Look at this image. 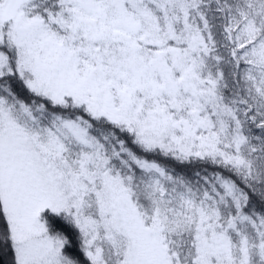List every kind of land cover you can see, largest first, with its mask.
Wrapping results in <instances>:
<instances>
[{
    "label": "rangeland",
    "instance_id": "374dc122",
    "mask_svg": "<svg viewBox=\"0 0 264 264\" xmlns=\"http://www.w3.org/2000/svg\"><path fill=\"white\" fill-rule=\"evenodd\" d=\"M29 1L0 0V43L6 40L16 49L30 90L54 102L70 98L94 116L133 129L147 146L179 156L239 160L243 139L221 108L215 85L199 75L197 42L184 52L159 49L162 43L140 0H64L88 17L72 13L67 40L60 43L38 19L22 16ZM232 21L228 28L244 64L249 99L244 111L264 126V36L255 34L250 22ZM4 65L0 54V70ZM65 126L79 142L89 143L79 124ZM97 166L81 178L71 174L0 107V204L17 264H68L62 241L47 235L40 221L44 209L68 215L92 264H103L102 241L123 247L120 264H173L158 227H145L119 180L102 171L103 163ZM86 190L96 196L95 218L82 211ZM199 264H230L222 235L200 236Z\"/></svg>",
    "mask_w": 264,
    "mask_h": 264
},
{
    "label": "trees",
    "instance_id": "16d2710c",
    "mask_svg": "<svg viewBox=\"0 0 264 264\" xmlns=\"http://www.w3.org/2000/svg\"><path fill=\"white\" fill-rule=\"evenodd\" d=\"M139 5L162 43L159 49L184 52L197 42L194 55L199 75L215 85L221 108L243 139L239 160L216 154L179 156L147 146L133 129L94 116L70 98L54 102L30 90L18 69L16 49L6 40L0 43L5 58L0 70V107L9 111L13 122L41 150L59 156L71 174L90 175L97 163H103L102 171L119 180L143 225L158 227L173 264H199L200 236L212 234L226 239L230 264H264V126L244 111L249 103L244 64L228 28L232 20L238 25L250 22L253 32L264 36V0H140ZM21 13L38 19L43 31L60 43L67 40L72 13L88 17L64 0H30ZM66 122L79 124L89 143L79 142ZM82 211L95 218L93 191L83 194ZM39 218L47 235L62 241L68 264H92L83 256L81 234L66 213L46 209ZM9 235L0 204V264H17ZM102 242L101 262L120 264L123 247Z\"/></svg>",
    "mask_w": 264,
    "mask_h": 264
}]
</instances>
